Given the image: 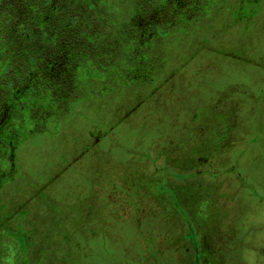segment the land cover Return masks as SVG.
Masks as SVG:
<instances>
[{"label": "rangeland", "instance_id": "obj_1", "mask_svg": "<svg viewBox=\"0 0 264 264\" xmlns=\"http://www.w3.org/2000/svg\"><path fill=\"white\" fill-rule=\"evenodd\" d=\"M235 3L141 52L140 83H89L55 135L27 136L0 264H264V0L240 21Z\"/></svg>", "mask_w": 264, "mask_h": 264}, {"label": "flooded vegetation", "instance_id": "obj_2", "mask_svg": "<svg viewBox=\"0 0 264 264\" xmlns=\"http://www.w3.org/2000/svg\"><path fill=\"white\" fill-rule=\"evenodd\" d=\"M8 1L12 9L3 5ZM105 1L118 6L112 17L102 6ZM226 1L0 0V56L7 73L0 75V202L12 187L29 134L55 135L59 120H66L75 103L87 97L89 83L103 82L101 90L107 85L110 91L109 77L122 86L125 78L140 83L152 71L141 52L168 40L172 29L192 32L202 19L217 18ZM235 1L231 19L255 14L256 8L245 9L255 0ZM44 44L48 55L41 52ZM133 51L147 63L130 68L124 57L131 58ZM11 64L19 69L12 70ZM9 239L0 222V247Z\"/></svg>", "mask_w": 264, "mask_h": 264}]
</instances>
